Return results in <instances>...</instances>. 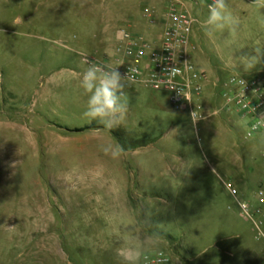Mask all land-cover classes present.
<instances>
[{"label":"rangeland","instance_id":"1","mask_svg":"<svg viewBox=\"0 0 264 264\" xmlns=\"http://www.w3.org/2000/svg\"><path fill=\"white\" fill-rule=\"evenodd\" d=\"M169 1L0 0V264H127L152 249L170 264H254L249 249L260 264L264 241L237 198L258 205L264 133L247 139L236 112L213 114L223 99L193 128L188 110L142 88L112 129L113 145L128 148L118 158L76 135L100 126L83 116L82 53L111 52L121 27L160 45L163 26L143 8L159 14ZM197 1L185 8L204 21ZM228 3L236 33L201 27L194 61L207 73L264 74V57L252 61L264 50V10Z\"/></svg>","mask_w":264,"mask_h":264},{"label":"built area","instance_id":"2","mask_svg":"<svg viewBox=\"0 0 264 264\" xmlns=\"http://www.w3.org/2000/svg\"><path fill=\"white\" fill-rule=\"evenodd\" d=\"M185 1L197 3V0H171L159 14L146 5L143 14L150 24L158 21L163 25V33L159 46L152 45L144 34L133 32L127 27L118 31L117 42L111 52L82 54L85 58L100 65L118 66V71L126 76L128 83H141L151 90L166 93L168 102L174 109H187L189 114L195 109L207 115L200 99L204 94L208 76L205 72L194 68L191 57L195 49L192 43L193 26L197 22L185 8ZM208 11L212 0H203ZM187 61V64L184 62ZM88 66L86 63H84ZM176 67V73L166 69ZM220 83V84H219ZM219 94L223 102L213 114L223 111L236 112L246 120V138L256 139L264 133V74L248 77L228 76L223 82H217ZM181 93V94H179ZM231 109V111H230ZM234 196L235 189H230ZM258 205L237 198L241 216L253 225L255 238L264 241V188L257 190ZM137 264H170L169 255L161 250H146L139 255Z\"/></svg>","mask_w":264,"mask_h":264},{"label":"clouds","instance_id":"3","mask_svg":"<svg viewBox=\"0 0 264 264\" xmlns=\"http://www.w3.org/2000/svg\"><path fill=\"white\" fill-rule=\"evenodd\" d=\"M252 4L257 8L264 10V0H252ZM264 23V21H262ZM201 27L208 35L215 31L228 30L235 34L239 27L238 18L230 10L228 0H212L208 5V16L202 21ZM256 55L252 58L254 63L261 61L264 57V50L257 48ZM84 63L88 66L82 74L80 85L84 92L88 94L86 109L83 116L89 121H96L102 125L103 129L112 130L120 126L128 111V106L124 102L125 88L128 83V75H122L117 69L118 66L100 65L92 60L85 58ZM187 64V61L184 62ZM249 63L248 67H252ZM170 73H176L178 69L172 67L166 69ZM181 94V93H179ZM193 128L200 119H203L201 113L196 109L190 113ZM102 151L112 158H118L124 148L121 145L102 146ZM137 250H132L135 254ZM127 264H137L139 256L135 260L124 257Z\"/></svg>","mask_w":264,"mask_h":264},{"label":"crops","instance_id":"4","mask_svg":"<svg viewBox=\"0 0 264 264\" xmlns=\"http://www.w3.org/2000/svg\"><path fill=\"white\" fill-rule=\"evenodd\" d=\"M199 14L200 13L195 12V14L192 15L193 17L196 18L197 22L193 26L192 43H193L195 49L192 52L191 60H192V63L194 65V68L196 70L205 72L207 74V76H208V82L205 83V86H204V90L205 91H204V94L201 97L200 101L204 105V107L206 106V107L210 108V107L216 106L218 104L219 99L221 98L220 94H219V89L216 86V83L217 82H223L228 77V75L224 74L225 69L223 67H221V66H214L213 69L211 70V72L207 73L205 70H203L201 68H198L199 67L198 64L194 61L195 53L197 55V51L202 46V36H201V33H200L202 20H200ZM154 45L155 46H159L158 44H154ZM92 52H98V51L94 50ZM82 54H84V52ZM197 58H198V56H197ZM81 63L86 69L87 66L83 62L82 55H81ZM73 68L79 69V66H77V65L75 66L74 65ZM142 88L149 89L148 87L144 86L141 83H131V84L126 86V88H125L126 95L124 96V98L127 97V100L124 101V102L127 104L128 109L130 108V106L132 104V100L141 91ZM149 90L151 91V94H154V92H163V91H155V90H151V89H149ZM152 98H150V99H152ZM185 110H187V109H185ZM209 116H211V115H209ZM229 122H231L233 124V120L232 119H231V121L229 119ZM100 126H102V125H100ZM81 132L84 133V135H85L84 139L87 142L99 141V142H102V143L113 145V143L116 141V138H117V136L114 135L112 130L103 129V127L96 128V129H88L87 131L86 130L85 131H80V132H77L76 135L78 133H81ZM76 135H75V137H76ZM72 139H74L75 142L83 141V138H80V139L79 138H72ZM245 255H249L250 259H252L253 263L255 264V259L253 258L252 252L249 249H248V251L245 252ZM260 264H264V253L260 257Z\"/></svg>","mask_w":264,"mask_h":264},{"label":"trees","instance_id":"5","mask_svg":"<svg viewBox=\"0 0 264 264\" xmlns=\"http://www.w3.org/2000/svg\"><path fill=\"white\" fill-rule=\"evenodd\" d=\"M102 126H96V125H90V126H86V127H84V128H77L76 129V131H85V130H88V129H96V128H101ZM117 137H119V135L118 134H115ZM119 139V138H118ZM121 140V139H120ZM120 142V144H122L121 143V141H119ZM123 145V144H122ZM125 150L126 149H128V148H125V147H123Z\"/></svg>","mask_w":264,"mask_h":264}]
</instances>
